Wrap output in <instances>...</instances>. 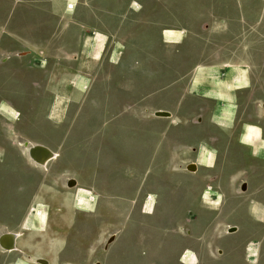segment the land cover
<instances>
[{
  "label": "crops",
  "instance_id": "0c3cea01",
  "mask_svg": "<svg viewBox=\"0 0 264 264\" xmlns=\"http://www.w3.org/2000/svg\"><path fill=\"white\" fill-rule=\"evenodd\" d=\"M7 11L6 41L58 61L56 75H66L68 87L54 94L48 134L35 136L57 156L35 173L29 200L3 208L0 234H15L21 253L0 249V264H40L35 258L46 264H184L182 256L191 253L194 264H252L248 250L264 264V247L253 238H264V201L248 190L257 186L252 173L264 170V0H10ZM132 38L182 44L179 73L190 76L185 87L198 88L193 98L209 103V115L196 106L188 110L184 99L175 105L184 110L179 115L115 114V125L131 121V129L108 131L107 84L98 79L93 87L90 70L105 56L111 64L123 59ZM149 52L140 58H153ZM55 84L61 85H49ZM239 98L247 101L246 119ZM182 115L191 120L171 131ZM253 129L259 131L254 143ZM193 165L198 172L186 191L182 172ZM172 171L173 181L166 177ZM69 179L76 185L68 187ZM168 188L178 190L174 198L166 199ZM156 194L173 217L193 207L192 238L171 243V236L142 227L156 217ZM200 199L213 209H200ZM227 226L238 233L219 241ZM157 236L169 242L156 245Z\"/></svg>",
  "mask_w": 264,
  "mask_h": 264
},
{
  "label": "rangeland",
  "instance_id": "374dc122",
  "mask_svg": "<svg viewBox=\"0 0 264 264\" xmlns=\"http://www.w3.org/2000/svg\"><path fill=\"white\" fill-rule=\"evenodd\" d=\"M9 3L10 0H0V216H2L3 208L7 203L17 202L20 197L29 200L31 194L34 192L35 179L37 178L35 173L41 168H34L29 165L31 163L29 161V156L25 149L19 144L25 138L32 140V142H37L38 139H36V135L46 134L50 131L52 124V120L50 119L51 104L54 94L56 95L57 87H60V90L62 87H65L67 90L68 87L65 82L67 76L56 75L59 73L58 70L60 67L58 61L44 58L47 57L46 54L37 53L35 50L30 53L26 45L20 44L16 42V40L6 41V37H10L6 34L10 26V13L7 11ZM11 23L15 24V22ZM203 34L209 35L206 30L203 31ZM11 39L18 38L12 37ZM132 39V42L129 41L124 45L122 54L123 59H119L115 62L113 59L112 63L115 64H111L107 61L105 56L102 61L99 62V65L90 70L93 76V87H95L98 79L107 84V98L109 99L106 112L108 131H115L116 127L117 130L120 131H130L131 129V121L124 122L122 125L121 123L115 125L116 122H114L115 118L113 116L115 114L120 115L122 113L131 115L139 112L142 115H155L154 113L159 111L171 114L169 111L171 110L173 114L179 115L183 113L184 110L179 108V106L176 108L175 105L179 100L184 101V99H187L189 104L188 110L189 107L191 108L190 110H193L196 106L199 108L198 110L200 112L203 111V113L209 115V103L206 101L195 102V98H193V96L196 95L195 93H198V88L192 87V89L189 90L185 87L190 80V76H184L179 73L178 65L180 62V52H173L175 49L183 52L184 46H182V44H170L174 46L170 48L158 41H155V43L149 41L150 44H141L137 42L136 39ZM110 46L111 44H108L106 54L109 52ZM146 51H153V58H140L145 56ZM167 52H172V55L167 56ZM184 63L185 61H182V64ZM38 67L43 68L38 70ZM184 70L185 69H183L182 72ZM33 71H37L38 76L35 75ZM35 78L38 80L37 87L25 86L24 83L27 79L33 81ZM200 80L201 77H197L198 83ZM56 81H59L62 86H56L57 84H55V86L49 85L51 83H56ZM51 87L53 88L52 92ZM115 96H117L118 99H116ZM119 102H123L126 107L120 108L114 106ZM39 103H43L44 106L42 108L34 107ZM169 105H171L170 108L167 107ZM164 107L165 109H163ZM248 108L247 101H242L239 98L238 112L242 115V119H246ZM84 114L85 112L83 111V115ZM165 115L167 114L163 116ZM182 116L181 119L174 120L175 122L173 126H171V131H175L177 128L174 126L176 123L191 120V115ZM155 117H159V115ZM171 117L172 115L164 119H169ZM253 121L247 119V122L253 123ZM136 125L135 123L134 126L136 127ZM78 127L81 128V126ZM109 127L111 128L109 129ZM252 131L255 137H253L251 142L254 143L258 137L259 131L255 129ZM182 174L187 179L185 183V185H187L186 191H191L192 183L191 181L189 182V180L192 179L194 175L188 171H183ZM254 174L258 176L260 172ZM166 177L170 178L172 181L175 180V172L172 171L167 173ZM240 185L238 190L241 192ZM166 191H168V198L166 199L171 197L174 198L178 192L175 188H168ZM163 199L164 197L161 195L158 196L156 194L154 196V212L156 217L149 216V218H146L145 225L142 227H152L157 233H161V235L165 234L168 235L167 237L171 236V243L174 242V239L175 241L179 239V237H186L187 239L192 238V236L188 237L184 233L186 230L190 233L189 228L192 226V223L195 222V213L191 211L193 207L188 205L186 208L189 211L188 213L184 212L173 217L163 212L165 209ZM200 205H202L200 209L203 210H210L214 207L213 205L206 204L202 199H200ZM180 216L182 217L180 218ZM2 222L3 220L0 217V229L3 226ZM228 227L230 226L225 227L224 233L218 237L219 241H224V239L229 236L227 233ZM238 231L239 230L235 231L231 236L236 235ZM4 236L5 232L0 234V242L4 241ZM211 238L217 237H205L204 240L206 242H211ZM253 238H256L254 240H258L259 244L264 247V238H262L261 235L254 236ZM165 242L168 243L169 241H166L162 236H157L154 241V243L159 246ZM216 245H218V247H216L215 252L218 251L221 253L222 248L220 244ZM221 245H224V242H222ZM247 253L252 260L251 263L256 264L257 257L254 255V251L248 250ZM37 259L44 260L42 258ZM195 260V256L191 253L188 258H183L182 263L194 264Z\"/></svg>",
  "mask_w": 264,
  "mask_h": 264
},
{
  "label": "bare ground",
  "instance_id": "6f19581e",
  "mask_svg": "<svg viewBox=\"0 0 264 264\" xmlns=\"http://www.w3.org/2000/svg\"><path fill=\"white\" fill-rule=\"evenodd\" d=\"M164 114H169V113L168 112H161V111L155 112V116H157V115L163 116ZM19 145H21V147L25 149L26 153L29 156V161L31 162L29 165L34 167V168H41L42 170L45 169L44 167H46L47 164L53 159L52 156H57V155H54L55 153L51 154L49 149L46 146H44L40 143L32 142V140H30V139L25 138ZM39 148H41V150H37ZM35 150H37V151L35 152ZM56 159H57V157H56ZM194 168H196V167H194V165H193V168L187 167V168H185V170L190 172V173H193V172H195ZM73 182L76 183L75 181H73ZM245 190H246V186H244V184H242V191H245ZM237 230H239L237 226H230L227 229V233H228V235H231ZM4 237H5L4 241L0 242V249L2 250V252H5V253L19 252V253H21V251L19 250V248L16 245L15 237L11 233L5 232ZM35 261H37L38 263H40V261L45 263V260H40V259L36 260L35 259ZM44 263H42V264H44Z\"/></svg>",
  "mask_w": 264,
  "mask_h": 264
},
{
  "label": "flooded vegetation",
  "instance_id": "af4514ba",
  "mask_svg": "<svg viewBox=\"0 0 264 264\" xmlns=\"http://www.w3.org/2000/svg\"><path fill=\"white\" fill-rule=\"evenodd\" d=\"M163 43L165 44L166 47H170V48L174 47L173 45H170V44L166 43L165 41H163ZM173 53H179V50L175 49V51ZM168 55L171 56L172 52H167V56ZM149 56L150 57L154 56L153 51L149 52ZM196 172H198V170H196L193 173L195 174ZM251 181H252L253 184L254 183L257 184L258 187L257 186L249 187L248 190H250V195L251 194L255 195L256 198H258L259 200H263L264 201V171L260 172V174H258V176H256L254 173H252ZM246 192H247V188H246ZM185 235L188 236V237H191V234L188 232V230H186ZM221 251H222L221 253H219L218 251L215 252L216 253L215 255L217 257H219V258H222L223 256H225L224 251L223 250H221Z\"/></svg>",
  "mask_w": 264,
  "mask_h": 264
},
{
  "label": "water",
  "instance_id": "95a60500",
  "mask_svg": "<svg viewBox=\"0 0 264 264\" xmlns=\"http://www.w3.org/2000/svg\"><path fill=\"white\" fill-rule=\"evenodd\" d=\"M155 114V113H154ZM37 150H41V148H39V149H37ZM37 150H35V152L37 151ZM44 151V150H43ZM50 151V150H49ZM41 153V152H40ZM50 153L52 154V152L50 151ZM48 154V153H47ZM52 158L54 159L55 158V156H52ZM76 185V183H74L71 179L67 182V186L68 187H73V186H75ZM14 237H15V239H16V235L15 234H12ZM40 263H44V262H42V261H40Z\"/></svg>",
  "mask_w": 264,
  "mask_h": 264
},
{
  "label": "built area",
  "instance_id": "2783aa9c",
  "mask_svg": "<svg viewBox=\"0 0 264 264\" xmlns=\"http://www.w3.org/2000/svg\"><path fill=\"white\" fill-rule=\"evenodd\" d=\"M185 168H186V167H185ZM184 256H185V254L182 256L181 260H183V258H185ZM185 259H186V258H185ZM40 264H42V263H40Z\"/></svg>",
  "mask_w": 264,
  "mask_h": 264
}]
</instances>
